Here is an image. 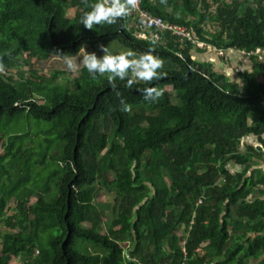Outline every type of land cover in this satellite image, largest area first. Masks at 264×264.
Wrapping results in <instances>:
<instances>
[{
  "label": "trees",
  "instance_id": "trees-1",
  "mask_svg": "<svg viewBox=\"0 0 264 264\" xmlns=\"http://www.w3.org/2000/svg\"><path fill=\"white\" fill-rule=\"evenodd\" d=\"M140 6L215 48L264 49V0ZM87 10L84 0H0V33L14 36L0 52V126L33 120L45 140L38 152L25 145L29 128L0 131V222L7 227L0 264H182L184 255L186 264H264V200L250 202L264 187V173L252 171L264 157L259 147L242 150L250 136L264 146V59L252 56L241 92L238 81L193 59L188 42L171 34L166 44L139 39L130 14L87 30L79 22ZM204 19L219 30L208 32ZM111 43L138 55L154 47L165 75L132 88L117 80L113 90L106 77L83 74L69 88L56 82L61 71L46 77L22 70L31 58L41 63ZM150 86L163 92L156 102L137 90ZM121 98L130 112L120 110ZM233 162L244 172L232 174ZM103 189L113 202H97Z\"/></svg>",
  "mask_w": 264,
  "mask_h": 264
},
{
  "label": "rangeland",
  "instance_id": "rangeland-1",
  "mask_svg": "<svg viewBox=\"0 0 264 264\" xmlns=\"http://www.w3.org/2000/svg\"><path fill=\"white\" fill-rule=\"evenodd\" d=\"M69 1L72 2L73 0H69ZM208 2L210 1H207V3ZM209 5H210L209 14L214 16L213 14H214L215 6H212L211 3H209ZM74 9L75 8H69L68 10V15L71 18L74 15ZM199 9H200V12L204 13L202 6H200ZM45 23H46L45 20L40 21V24H45ZM201 26H203L208 32H214L216 30H219V26H217L216 22H210L209 20H206V19H204V23H202ZM6 31H7L6 34L0 33V52L5 48V46L8 43H11L14 41L13 40L14 36L10 34L12 30L10 29V31H8L7 29ZM161 42L166 44V42L163 40ZM193 43L194 45L191 44L193 46L191 48V56L193 57V59L197 61H203V63L204 61L209 60L211 64L210 66L213 72L226 75L231 79V81L237 80L238 82L240 81L241 83H243L244 80H243L241 73L244 72L245 70H250L251 72L253 71L252 63L254 60L252 59L254 56L252 57L250 55H247L245 51L237 50L235 48H215L206 43H197V42H193ZM103 45L108 48L111 54H119L121 52L130 51L129 49L124 48L118 43L103 44ZM84 49L88 53H95L97 57H101L103 55V52L100 50V48H98L97 50H91L88 48H84ZM262 50L264 52L263 48ZM258 53L262 54L260 52ZM232 54L234 57L231 60L230 55ZM74 56L75 57L72 60L71 67H69L65 63L62 57L51 56L49 57V59L41 61V63L40 61L37 60V58H31V65H25L22 68V70L26 72V75L28 74H34L35 76L45 75L46 77L56 75L59 71H61L63 73L59 76L56 82L61 83L66 87L72 88L73 87L72 83L74 82V80L76 78L82 77L83 74H85L86 77H92L88 73V71L80 64V53ZM263 59L264 58L262 59L258 58L259 61H262ZM17 76H18V80H21V77L23 75L18 74ZM97 76H100V75L97 74ZM100 77H106V76H100ZM22 80H24L23 77H22ZM244 91L245 89L241 88V92H244ZM38 124H39L38 122L33 121V120L31 121L28 119L27 120L24 119V120L18 121L15 119L8 124L9 125L8 128H4V124L2 123V125L0 126V131H2L1 133L3 134L5 132H8V134H24L25 132H27L29 128L28 131L31 132L32 139L26 140L25 145L35 147L37 148V151L40 152L42 151L41 145L45 144V140L43 136H38L37 134V131L39 128ZM0 147H1V144H0ZM2 152L3 151L1 147L0 154H2ZM35 195L36 196H34L32 203H35L38 199L37 197L38 194H35ZM113 199H114L113 195L109 194L105 189H103L101 193L99 194L97 202L110 203V202H113ZM12 206H13V200L8 205V210H7L8 215L6 216H9L10 214L13 213L14 210L9 209V208H12ZM6 229L7 227L2 222H0V230H6ZM15 231L18 232L19 229H16ZM103 233H106L105 228L103 229ZM3 243H4V240L0 239V251H1ZM121 246L124 249L127 248V244L122 243ZM87 251H90L89 248L87 249ZM168 253H170V250L168 251ZM10 264H22V263L18 258H11ZM255 264L257 263L255 262Z\"/></svg>",
  "mask_w": 264,
  "mask_h": 264
},
{
  "label": "clouds",
  "instance_id": "clouds-1",
  "mask_svg": "<svg viewBox=\"0 0 264 264\" xmlns=\"http://www.w3.org/2000/svg\"><path fill=\"white\" fill-rule=\"evenodd\" d=\"M166 2L167 0H160L161 4H166ZM84 3L90 10L83 12L79 22L85 29L93 30L94 25H113L126 18L131 11L136 9L139 0H95L90 4L88 0H84ZM98 47L103 52L101 57H97L95 53L86 52L82 47L80 49V64L94 79L97 74L106 76L108 84L113 90L117 88V80H126L125 87L132 88L137 82L151 84L165 75L161 72L164 61L153 54L154 47L139 55L133 51L111 54L104 45ZM74 57L63 55V59L69 67L72 66ZM5 71V65L0 58V73H5ZM137 90L141 91L143 99L148 102H156L163 95L161 89L152 86ZM116 95L119 97L120 93L116 92ZM119 103L121 111L130 112L132 110V106L126 103L123 98Z\"/></svg>",
  "mask_w": 264,
  "mask_h": 264
},
{
  "label": "built area",
  "instance_id": "built-area-1",
  "mask_svg": "<svg viewBox=\"0 0 264 264\" xmlns=\"http://www.w3.org/2000/svg\"><path fill=\"white\" fill-rule=\"evenodd\" d=\"M140 3L141 0H139L136 9L130 13L131 18L133 19L131 23L134 27V34L137 38L148 41H162L166 34H171L176 38L177 42L182 45L186 42L192 45H194L193 42L200 43L195 40L192 32L186 27L167 22L162 17L141 9ZM245 52L250 56L258 55L259 59L264 58V52L260 47L252 52ZM258 52L262 54H259ZM182 264H185V262Z\"/></svg>",
  "mask_w": 264,
  "mask_h": 264
},
{
  "label": "crops",
  "instance_id": "crops-1",
  "mask_svg": "<svg viewBox=\"0 0 264 264\" xmlns=\"http://www.w3.org/2000/svg\"><path fill=\"white\" fill-rule=\"evenodd\" d=\"M231 50V49H230ZM231 52V51H230ZM232 53V52H231ZM230 57H231V60L233 59V54L232 55H230ZM219 58V57H218ZM208 61L209 60H206V63H208ZM209 63H210V61H209ZM253 63H254V61H253ZM252 63V67H253V71H254V66H255V63L253 64ZM247 68V67H246ZM252 71V72H253ZM246 72H249V73H252L250 70H245L244 72H242L241 74H244V73H246ZM244 80V79H243ZM237 81V80H236ZM239 83H240V90H241V88L242 89H245L246 90V88H247V86H248V84L245 82V80L243 81V83H241L240 81H239ZM260 105H261V107H262V109L264 110V100H262L261 101V103H260ZM261 138H263L264 139V134L261 136ZM255 146V147H259V148H261L262 149V154H263V157H264V146L262 145V144H260V139H259V137H257V136H250V137H247L246 139H244L243 140V144H242V150H246L249 146ZM263 146V147H262ZM229 169H230V171H231V173L232 174H234V175H236V174H240V173H243L244 172V170H245V167H240V166H238L236 163H231L230 165H229ZM252 171H261V172H263L264 173V159H261V161H259V163H258V165L256 166V167H254L253 169H252ZM251 174V173H250ZM248 177H250V175L248 176ZM256 200H264V187H258L257 189H254L253 190V193L250 195V202H254V201H256ZM110 222V221H109ZM187 233H186V231L184 230V228H180L179 229V236H184V235H186ZM254 237L255 236H257L256 234H254L253 235ZM183 244V243H182ZM199 252V254L200 253H202V250H199L198 251ZM183 262H185V264H186V258H185V255H184V261ZM256 261H254V263H255ZM257 264L259 263V262H256Z\"/></svg>",
  "mask_w": 264,
  "mask_h": 264
}]
</instances>
